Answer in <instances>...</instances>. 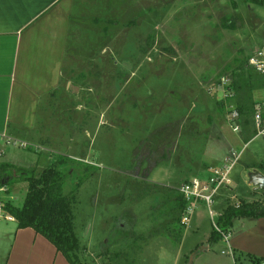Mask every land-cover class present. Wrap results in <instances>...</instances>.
Returning a JSON list of instances; mask_svg holds the SVG:
<instances>
[{"label":"rangeland","instance_id":"374dc122","mask_svg":"<svg viewBox=\"0 0 264 264\" xmlns=\"http://www.w3.org/2000/svg\"><path fill=\"white\" fill-rule=\"evenodd\" d=\"M233 2L95 0L108 20L106 29L95 27V54L68 39L58 94L37 113L53 142L22 149L0 141L17 168L32 161L35 176L51 166L61 173L63 194L75 199L81 264H182L185 256L194 264L226 202L264 201V189L249 181L254 171L264 176V139L242 141L228 86L218 80L230 82L238 68L246 71L248 54L264 49V6ZM252 97L263 100L264 88ZM233 154L231 183L213 199L215 216L198 204L188 224H178V187ZM26 188L3 189L0 202L20 207ZM121 249L128 257L114 262ZM209 249L219 254L224 242Z\"/></svg>","mask_w":264,"mask_h":264},{"label":"crops","instance_id":"0c3cea01","mask_svg":"<svg viewBox=\"0 0 264 264\" xmlns=\"http://www.w3.org/2000/svg\"><path fill=\"white\" fill-rule=\"evenodd\" d=\"M97 9L95 0H0L1 136L27 143L53 142L47 136L49 129L38 126L37 113L42 105L46 111L51 97L58 94L64 60L71 56L66 52L68 39L74 40L79 49L89 44L87 52L95 54L91 47L95 27L104 29L108 25ZM68 85L71 87L72 81L66 82V92ZM3 158L2 153L0 163L13 164L8 156L1 161ZM28 163L19 168H36L32 161ZM238 222V228H231L227 241H223L225 251L207 253L214 243L210 242L200 248L201 255H194V264H234L231 251L264 261V218ZM186 257L182 264H187ZM0 264L69 263L32 229H17L14 221L0 218Z\"/></svg>","mask_w":264,"mask_h":264},{"label":"trees","instance_id":"16d2710c","mask_svg":"<svg viewBox=\"0 0 264 264\" xmlns=\"http://www.w3.org/2000/svg\"><path fill=\"white\" fill-rule=\"evenodd\" d=\"M233 1L229 0L232 6H234ZM243 1L246 4L264 6V0ZM221 76L218 78L220 79ZM263 88L264 76L252 74L242 67L232 73L231 81L226 88V91L229 90L227 91V98L234 104V110L238 114V123L244 143H248L254 138L252 116L256 101L253 100L252 94L254 91ZM18 182H26L27 184L23 203L20 207H14L9 201L0 202L3 215L11 216L17 229L29 228L41 235L55 247L69 264H81L78 256V237L73 229L74 214L72 208L75 199L72 192L63 194L61 173L51 166L35 176L34 168H17L7 163H0V188L8 193ZM185 182L187 180L183 183ZM174 202L178 205L180 217L177 218V221L180 224L185 203L179 194ZM226 203V207L218 211L215 226L219 231L213 228L210 237L211 242L222 241L221 234H229L233 221L264 218V201L253 199L240 201L234 205ZM128 251L121 249L112 260L115 262V260L128 257ZM231 258L234 264H264L260 258L237 251H231Z\"/></svg>","mask_w":264,"mask_h":264},{"label":"built area","instance_id":"2783aa9c","mask_svg":"<svg viewBox=\"0 0 264 264\" xmlns=\"http://www.w3.org/2000/svg\"><path fill=\"white\" fill-rule=\"evenodd\" d=\"M246 69L255 75L264 76V49L254 50L249 54V57L246 61ZM229 81L226 77H221L219 79V84L223 87L229 85ZM226 89V88H225ZM231 119L238 120V114L236 111L231 113ZM252 127L254 131V138L264 139V100L256 101L254 106V113L252 116ZM238 130V126H235ZM15 141L12 145H18L19 148L26 149L30 148V144L25 141L8 138L6 136L0 135V141L4 142V145H10V141ZM2 154V149L0 146V156ZM232 160H225L223 164L219 165L216 168L208 170L207 177H197L188 180L185 183H182L176 190L179 195L182 196L185 203L181 218L180 224L186 226L189 222L192 212L196 209L198 204H203L207 210V213L210 218L214 217L215 214L212 212L214 205V197L217 195L221 187H228L231 183L229 174L232 171V168L238 159L237 156L232 155ZM3 191L0 188V192ZM0 218H4L8 221H13V218L9 215H3L2 209L0 206ZM213 228L216 231H219L215 224L213 223ZM222 241L226 242L229 234H221Z\"/></svg>","mask_w":264,"mask_h":264},{"label":"water","instance_id":"95a60500","mask_svg":"<svg viewBox=\"0 0 264 264\" xmlns=\"http://www.w3.org/2000/svg\"><path fill=\"white\" fill-rule=\"evenodd\" d=\"M250 184L254 186L256 189L263 190L264 189V176L258 172L251 173L249 177ZM187 264H191V257L188 258Z\"/></svg>","mask_w":264,"mask_h":264}]
</instances>
